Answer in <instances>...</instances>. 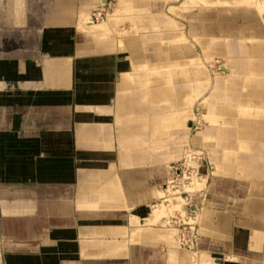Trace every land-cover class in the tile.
I'll use <instances>...</instances> for the list:
<instances>
[{
    "label": "crops",
    "instance_id": "obj_1",
    "mask_svg": "<svg viewBox=\"0 0 264 264\" xmlns=\"http://www.w3.org/2000/svg\"><path fill=\"white\" fill-rule=\"evenodd\" d=\"M133 1L118 0L116 15L88 25L103 0H0V264H264V162L245 157L264 152V0H214L208 8L184 0L169 16L160 11L168 43L187 39V27L202 50L215 43L228 69L212 87L206 80L201 118L223 123L194 136V146L210 147L215 172L205 171L208 219L189 249L157 226L131 225L133 212L155 203L164 162L185 141L193 116L183 112L192 104L186 98L202 94L190 92L193 77L160 79V69L196 64L188 48L162 47L165 30L119 32L123 8L126 20L143 18L136 2L145 0ZM239 80L244 86L235 88ZM217 91H231L235 113L211 102ZM163 100L169 118L184 113L171 142L161 130ZM219 134L221 146L234 149L232 163L210 145ZM226 136L236 137L233 145ZM191 204L200 216L202 203Z\"/></svg>",
    "mask_w": 264,
    "mask_h": 264
},
{
    "label": "rangeland",
    "instance_id": "obj_2",
    "mask_svg": "<svg viewBox=\"0 0 264 264\" xmlns=\"http://www.w3.org/2000/svg\"><path fill=\"white\" fill-rule=\"evenodd\" d=\"M117 1L118 0H106V2H105V0H103L102 8H101L99 2H97V5L95 8H98V10H100L101 15L98 18L96 17V19H97L96 23L100 24L102 22H105L111 16L116 15V13H114V11L116 9ZM134 1H136V0H134ZM165 1L166 0H145V1L139 2V3H137L138 2L137 1L136 4L140 7H142L144 10L141 13L143 18L142 19L140 18L141 19L140 21H137L138 19H136V20L132 19L130 21L126 20L128 17V12L126 13L124 11V8H123V12L118 14L120 18L118 19V21H116V26H117V28L120 29L119 32H122V35L125 33L124 31H127L128 28L136 27V25H139V27H140L139 31L141 33H145L146 36L149 34L152 35L153 33L157 34L158 30L159 31L165 30L164 32L161 33V37L163 38V42H161V45L163 48H167L169 45L177 46V48H176L177 51H181L183 48H188L193 53V54H190L191 56L189 57V59L190 60L196 59V64H194L195 62H193L192 64H190L186 67L179 65L176 67H172L171 69H167V68L166 69H160L161 71H159V75H160L161 80H166V81L169 80V77L172 78L174 76L175 80H177L178 84H180V82H183V81L186 82L188 80V77H191V78L193 77V80H195L193 86H188V88H190V92L192 89H195L198 93H202V94H196L197 96H195L193 98H191V97L186 98V100H188L190 102L192 101V104H191L189 110H185L183 112H186V111L189 112L190 111L191 115H193V116H192V118L188 117L187 119H185V125H186L185 141L180 146L179 153H177V155L175 157H170V156L167 157V159L164 162L165 172L167 174V168H168V166H170L167 163L168 161H173L174 163H178L181 161L183 162L186 160H190L191 163H193L195 161L193 160L192 157H196L194 154L196 152L201 153L202 156L200 158H201V160H204L203 161L204 162V168L205 169L207 168V169L204 170V169L199 168L200 171L203 173L201 175L202 179L195 178L194 182L192 183V186L191 185L186 186V192H188V193L193 192L191 194V199L194 203H199V202L202 203V212H201L200 216H198V217L196 216V213H195L196 209L193 208L194 206H193V204H191V200H190L189 196L187 195V197H186L187 198V204H189V205H186V206L191 208L190 211L186 212V210H184V207H182V203L180 200H178L177 203L167 202V204H164V206L165 207H167L169 205L170 206H169V208H167L165 213L161 215L162 217L161 216H160V218L159 217H153L152 220L148 221V223L146 222V225L150 226V227L151 226H157V227H161V228L164 227L163 229H165V230H171L173 232L172 237L176 240V242L180 245V247H183L182 246L183 244H188L190 247L195 248L197 246V243L199 240V234H200L199 231L201 230V228H200L201 222L203 220H206V218L208 219V216H206L204 212H209V210L207 209V206H205V203H207V198L204 197L205 194H203L204 199L201 201L202 196L199 195L198 193L203 192V190L206 188V186L204 187V183H207V180H206L207 173L209 175H213V173L215 172V168H214L213 162L210 158L211 157L210 151H209L210 147L209 146H203L202 147L199 145L194 146L195 145L194 136L199 134V133H203L206 130V128H208V127L216 128L217 126H219V123H223L219 117H217L213 121L202 120V118H201L202 113L204 110H206V108L208 106V105H206V103L203 104L202 101H203L205 96L210 95L209 94L210 93L209 83L211 82V87H212V83L214 82V78L220 74H223V73L228 74V69L225 68L224 60L219 57L220 56L219 54H216L217 52H215V50H216L215 43L208 42V45L206 46V48H204L202 50L200 45H199V42L196 40H193L192 35L188 34V28L187 27L185 28V33H184V35L187 37V39L184 40L185 37L184 38L182 37V39H178L175 42L171 41L170 43H168V31L167 30L169 29V26H168V24L165 23L166 17L162 16L160 14V11L165 12L167 14V16H169L168 13L166 12L167 8L170 5L176 6V7H179V6L181 7V4H183L184 0H169L167 2H165ZM196 4H198L199 6H205V8H208V6H211L210 4L202 3L199 0H195V3L193 2L194 6H196ZM132 5L135 6V2ZM95 11H97V10H95ZM105 14H106V16H105ZM121 16L125 17L124 21L121 20L122 22H120ZM262 16H264V15H262ZM87 17H89V16H87ZM144 18H145V20H143ZM175 20L179 23H184V21L181 19H178V20L175 19ZM140 22H143V23L140 24ZM87 23L88 24L89 23L96 24L95 22L89 21V19H87ZM133 24H134V26H133ZM153 25H154V28H152ZM142 26H146L149 29L144 31L141 29ZM179 32L180 31H178V34H179ZM238 33L239 32L236 29L235 31L227 33V35L229 36V38L233 39V37L238 36ZM197 34H200V32H198ZM152 38H154V37L150 36V37H148V39H146V40L144 39L145 43H142L145 45V54H146V57L143 58L142 61L147 62V63H145V66L142 68V70H145L146 68H148L147 64L149 63L148 61H150L149 59H151V58H148V54H149L148 50H149V48H152V47H149L148 43H152ZM147 40H149V41H147ZM219 41L222 42V40H219ZM156 63H157V61H156ZM164 65H166L165 61H164ZM185 68H187L190 71L189 76H186L184 74ZM170 70H171V72H170ZM196 71H200L202 73H199L198 76H196ZM174 72H176V74ZM171 74H173V76ZM246 74H247V71L242 72V75H246ZM250 74L255 75V74H258V72L255 71L251 67V73ZM206 80L207 81L209 80L210 82H207ZM240 80L235 81V82H237V86L235 88L244 86V82L240 81ZM205 82H206V84H205ZM249 83L253 86L255 85L254 81H250ZM190 85H192V84H190ZM250 88H252V87H246L245 90H243V92L247 93L250 90ZM249 100H251V98ZM211 102L215 103V105L219 109H223V108L227 109L228 113H235L236 112V103L237 102L232 100L231 91H229L227 93H224L222 91H217L211 97ZM247 104L261 105L262 103L261 104H255V103H252L249 101V103H247ZM160 105H161V117H162V119H161V130L166 128V129H169L168 131H170V132L167 131L166 133H164L162 135L166 136V138H165L166 142H171L170 138L168 136L170 133L173 134V136L174 135L177 136V134H180V132H182L184 130V128L182 129L181 126L179 125L180 120L183 117L182 116L183 112H179L177 110L178 112L176 113V116H174L173 118L172 117L169 118L168 117V111H169V107H170L169 102L163 100L162 102H160ZM262 106H264V105H262ZM243 115L247 116L248 111H246V112L244 111ZM220 135L221 134H219L217 136H213L212 139L209 140L210 145L212 147L215 146L214 150L216 152H218V153H216L218 156L220 155V156H223L225 158H228V160H230V162L232 163V160L234 161V157H233L235 154L234 149H230L229 147L225 148V147L221 146L223 144H221L219 142V137H221ZM226 138L229 140L228 145L231 146V145H233V143H234L233 141L235 140L236 137L231 136L229 138L226 136ZM204 139H206V138H204ZM220 140L222 141V139H220ZM204 145H206V143H204ZM257 153H259V154L258 155L246 154L245 157L248 159H251V160L255 159L256 161H260V162L263 161L264 162L263 150L258 151ZM174 163H172V164H174ZM187 165L189 166L192 164H190L188 162ZM190 168H192V167H190ZM205 171H207V173H205ZM209 179H208L207 184L210 183ZM191 188L194 189V191H192ZM160 196H162V195L159 191V194L156 195V198H155V201H156L155 203H158V204H156V205L153 204L154 206L153 205L151 206V204L150 205L144 204L143 206H140L139 211H141L143 213H147L151 219V217L153 216L154 210L158 209V207L156 208V206H159V203L162 202V201H160V202L158 201ZM182 197L184 198V196H182ZM171 207L178 208L177 209L178 211L174 209L176 211L175 212L174 210L171 209ZM179 211H180V214L177 213ZM142 217L143 218L141 220H143L145 218L144 216H142ZM189 218H191V219H189ZM170 220L173 222H176V224L173 226L171 223H169ZM140 224H141V222H140ZM163 229H161L160 231H162ZM146 230H144V231H146ZM191 230H193V232ZM185 236H189V239L191 240V242L189 239L186 240ZM130 241L136 242L135 238H130ZM194 242H195V244H194ZM190 247H185V248L189 249ZM182 250H184V248Z\"/></svg>",
    "mask_w": 264,
    "mask_h": 264
},
{
    "label": "bare ground",
    "instance_id": "obj_3",
    "mask_svg": "<svg viewBox=\"0 0 264 264\" xmlns=\"http://www.w3.org/2000/svg\"><path fill=\"white\" fill-rule=\"evenodd\" d=\"M192 2H194L195 3V0H191ZM200 2H202V3H205V4H213V2H214V0H199ZM216 1V0H215ZM246 1H248V0H246ZM245 1V2H246ZM250 1H252V0H250ZM249 1V2H250ZM236 2V1H235ZM238 3V2H237ZM241 3V2H240ZM262 4L263 3H260L259 2V6H261L262 8H263V6H262ZM190 5V4H189ZM255 5V4H254ZM257 5V4H256ZM106 6V5H105ZM185 6V5H184ZM261 7H259V8H261ZM264 9V8H263ZM262 11H264V10H262L261 9V11L260 12H262ZM101 12H100V10H97V11H95V12H93V13H91L90 15H89V21H92V22H97L96 20V17L98 18L101 14H100ZM262 14V13H261ZM263 14H264V12H263ZM105 16H106V14H105ZM88 25H92L91 23H89ZM79 26V25H78ZM78 30H79V28H78ZM80 31V30H79ZM177 33V32H176ZM180 34V33H179ZM178 34V35H179ZM182 37V36H181ZM185 39V38H184ZM178 40V39H177ZM187 41V40H186ZM221 50V49H220ZM199 59V58H198ZM172 148H174L175 149V151H174V153L175 154H170V157H175L176 155H177V153L179 152V150H180V147H177V146H174V147H172ZM194 154V153H193ZM196 157H192L193 158V160L195 161V162H193V163H191V161L190 160H186V161H184V165L185 166H188L187 165V163L189 162L190 164H192V165H189L190 167H192V169H193V171L190 173V175H189V178H188V180H187V182H183L182 180H178V184L180 185V188H177V186H175L174 185V183H175V181H172L173 180V178H172V174H171V172H170V170H171V167H172V165H175V164H178V163H180V162H178V163H174V164H171L170 166H168V168H167V180H166V182H165V184L162 186V188H161V190H160V193H161V195L162 196H160L159 197V199H158V201L160 202V201H162V202H160L159 203V206H156V208L158 207V209H156V210H154V212H153V216L151 217V219H150V217L148 216V214L147 213H143V212H133V221L131 222V225H134V224H136L137 222L138 223H140L141 222V225H142V227L144 226V227H146L147 228V225H146V222L148 223V221H150V220H152V218L153 217H159L160 218V216L162 215V214H164L165 213V211L167 210V208H169V206H167V207H165L164 206V204H167V202H173V203H177L178 202V200H180L181 201V203H182V207H184L185 205H186V203H187V200L186 199H184L182 196H181V194L182 193H187L188 194V196H189V198H190V200H191V203H194L193 201H192V199H191V194L193 193H188V192H186V186H188V185H191L192 186V183L194 182V180H195V178H198V179H202V172L200 171V167H204V162H203V160H201V153L200 152H196L195 154H194ZM199 155V156H198ZM192 156V155H191ZM197 158V159H196ZM165 167V166H164ZM206 184L207 183H204V187L206 186ZM189 189V188H188ZM192 189V188H191ZM190 189V190H191ZM206 189H207V186H206V188L203 190L204 192H203V194H205V192H206ZM192 191H194V189H192ZM202 192H199L198 194L200 195ZM159 194V191H157V192H155V196L156 195H158ZM194 196V195H193ZM204 197H206V195H204ZM156 202V201H155ZM155 205L156 204H158V203H154ZM196 204V203H195ZM154 206V205H153ZM145 207V206H144ZM139 209H140V207H139ZM138 209V210H139ZM171 209L172 210H177L178 208H176V207H171ZM170 209V210H171ZM137 210V209H136ZM174 210V211H175ZM178 211V210H177ZM176 212V211H175ZM178 214H180V211L179 212H177ZM175 214V213H174ZM144 216L145 218L143 219V220H141L140 221V217L141 216ZM162 217V216H161ZM189 219H191V218H189ZM155 220V219H154ZM180 220V219H179ZM137 221V222H136ZM165 223V222H164ZM169 223H171L173 226L176 224V222H173V221H169ZM162 224V223H161ZM139 225V224H138ZM141 225H139V226H141ZM159 225V224H158ZM185 225V224H184ZM188 225V224H187ZM183 226V225H182ZM190 226V225H189ZM135 227H137V226H135ZM164 228V227H163ZM163 228H161V227H157V230L158 231H160L161 229H163ZM166 228V227H165ZM144 231V230H143ZM158 231H154V230H152V229H147L146 231H144V232H158ZM192 232H193V230H191ZM160 233H162V234H164L165 235V237H168V236H172L173 235V232L171 231V230H165V229H163L162 231H160ZM179 239V238H178ZM190 240V239H189ZM190 242H191V240H190ZM190 244V243H189ZM192 244V243H191ZM182 246H184V247H190L188 244H183Z\"/></svg>",
    "mask_w": 264,
    "mask_h": 264
},
{
    "label": "built area",
    "instance_id": "obj_4",
    "mask_svg": "<svg viewBox=\"0 0 264 264\" xmlns=\"http://www.w3.org/2000/svg\"><path fill=\"white\" fill-rule=\"evenodd\" d=\"M183 163H184V161L183 162L181 161L178 164L172 165L171 170H170V172L172 174V178H173L172 181H175L174 185L177 186V188H180V185L178 184L179 183L178 180L179 181L182 180L183 182H187L190 173L193 171V169L190 168V166H185ZM187 195H188L187 193L181 194V196H184V199H186V200H187V198H186ZM185 239L188 240L189 236H185ZM195 242H194V244H195Z\"/></svg>",
    "mask_w": 264,
    "mask_h": 264
}]
</instances>
